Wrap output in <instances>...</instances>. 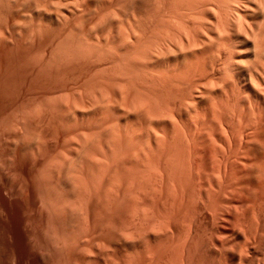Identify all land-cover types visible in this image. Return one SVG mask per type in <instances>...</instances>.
<instances>
[{
    "label": "rangeland",
    "instance_id": "1",
    "mask_svg": "<svg viewBox=\"0 0 264 264\" xmlns=\"http://www.w3.org/2000/svg\"><path fill=\"white\" fill-rule=\"evenodd\" d=\"M130 1L0 0V264H264V229L253 225L258 217L264 219V92L260 105L262 101L245 94L232 68L224 69V54L213 45L216 39L211 26L193 23L191 1ZM233 1L229 4L239 2ZM244 1L235 7L242 8ZM253 1L252 5L245 3L256 7L257 0ZM185 32H191L189 38L195 42L194 46L190 41L191 54ZM204 34L214 38L209 49ZM200 39L207 46L201 47ZM236 47L240 46L232 45L233 51ZM177 57L187 58L182 66L177 61L181 72L170 70ZM243 60L247 65L248 60ZM189 79H202L197 84L201 82L203 88L215 81V92L229 93L212 95L219 99L216 102L205 98L213 102L210 105L201 100L200 92L204 95L211 86L199 91L202 86L194 89L196 82ZM217 84L222 86L218 90ZM148 112L156 117H149ZM158 114H165L164 119ZM170 114L176 119H170ZM232 151L238 156H230ZM140 152H149V156Z\"/></svg>",
    "mask_w": 264,
    "mask_h": 264
},
{
    "label": "bare ground",
    "instance_id": "2",
    "mask_svg": "<svg viewBox=\"0 0 264 264\" xmlns=\"http://www.w3.org/2000/svg\"><path fill=\"white\" fill-rule=\"evenodd\" d=\"M134 0H131L130 1V4H132L131 2H133ZM142 1V0H141ZM145 1V0H144ZM144 1H143V3H144ZM189 1H191L192 2V4H189V5H192V9H190L191 10V13L194 15H192V17H193V21H195V22H193V23H197L198 25L200 24L201 25V22L203 23V22H207L206 24H208L207 26H211V28H212V31H213V33H215L214 34V38L216 39V42H215V40H214V43H216V44H213V36H209V35H206V34H204L203 36L205 37V41L204 42H206L207 41V45L203 42V41H201V39H200V43H202L201 44V47H202V45L204 44V45H206L207 46V48L209 49V43H211V44H213V45H215L216 47H217V50H218V52H220V50H222L221 52H223V54H224V67H225V65H226V67L228 66V68H224L226 71H230V67L232 68L231 69V71L233 72L232 74H235V77H236V79H238V83H240V85L242 86V88H243V91L245 92V94H248V95H251V96H253V97H255L258 101H262L263 100V92H264V0H257L256 2L257 3H255L254 4V6L256 5V7H249L248 5H252L251 4V0H250V4H248L246 1H244V2H241V4H240V7H242V8H238V6L237 7H235L236 5H238L239 3H240V1L241 0H238L239 2H236V3H238V4H229V2L231 1V0H189ZM233 1V0H232ZM232 1L230 2V3H232ZM234 1H236V0H234ZM233 1V3H235ZM135 2H136V0H135ZM138 3H140L139 1H137ZM147 2H150L149 0L147 1ZM186 2V1H185ZM248 4H246V3ZM252 2H254L253 0H252ZM128 3V2H127ZM156 3H157V1H156ZM47 4V3H46ZM50 4V3H49ZM129 5V4H128ZM134 5V4H133ZM132 5V6H133ZM141 5V4H140ZM143 5V4H142ZM151 5V4H150ZM159 5V4H158ZM184 5H186V4H184ZM234 5V6H233ZM137 6V5H136ZM146 6V5H145ZM149 6V5H148ZM156 6V5H155ZM183 6V5H182ZM140 7V6H139ZM150 7V6H149ZM158 7H160V6H158ZM191 7V6H190ZM154 8V7H153ZM152 8V9H153ZM188 8V7H187ZM159 9V8H158ZM180 9V8H179ZM178 9V10H179ZM183 9V8H182ZM250 9V10H249ZM135 10V9H134ZM139 11H140V9H138ZM141 10H142V7H141ZM149 10V9H148ZM187 10V9H186ZM185 10V11H186ZM136 11V10H135ZM147 11V10H146ZM188 11V10H187ZM221 11H223V13H221ZM137 12V11H136ZM158 12V11H157ZM135 13V12H134ZM141 13V12H140ZM143 13H146L145 12V10H144V12ZM181 13H184L183 11L181 12ZM188 13V12H187ZM190 13V12H189ZM136 14V13H135ZM134 14V15H135ZM139 14V13H138ZM147 14V13H146ZM137 15V14H136ZM135 15V16H136ZM141 15V14H140ZM184 15V14H183ZM190 15V14H189ZM189 15H187V16H189ZM47 16H48V14H47ZM153 16H154V14H153ZM186 16V15H185ZM184 16V17H185ZM186 16V17H187ZM58 17V16H57ZM141 17H143V16H141ZM152 17V16H151ZM178 17H180L179 15H178ZM56 18V17H55ZM137 18H138V16H137ZM59 19V18H58ZM58 19H56V21L58 20ZM139 19V18H138ZM145 19V18H144ZM169 19V18H168ZM171 19V18H170ZM183 19V18H182ZM190 19H191V16H190ZM200 19V21H196V20H199ZM51 20H52V18H51ZM137 20V19H136ZM135 20V21H136ZM179 20H181V19H179ZM185 20H189V19H186L185 18ZM202 20V21H201ZM203 20H205V21H203ZM251 21L249 24H247L248 22L247 21ZM42 21V20H41ZM46 21V20H45ZM140 21V20H139ZM144 21V20H143ZM172 21V20H171ZM183 21V20H182ZM190 21V20H189ZM188 21V22H189ZM138 22V21H137ZM142 22V21H141ZM185 22H187V21H185ZM198 22H200V23H198ZM179 23V22H178ZM191 23V22H190ZM189 23V24H190ZM175 24V23H174ZM183 24V23H182ZM203 24H205V23H203ZM147 24L145 23V26H146ZM177 25V24H176ZM181 25V24H180ZM179 25V26H180ZM193 25V27H194V24H192ZM197 25V26H198ZM144 26V25H143ZM178 26V25H177ZM184 26V25H183ZM189 26V25H188ZM196 26V25H195ZM196 26V27H197ZM205 26V25H204ZM147 27V26H146ZM199 27V26H198ZM144 27H142V29H143ZM202 28V27H201ZM208 28V30H210L209 29V27H207ZM141 29V28H140ZM181 29V28H180ZM185 29V28H184ZM190 29H191V25H190ZM189 29V30H190ZM196 29V28H195ZM204 29V28H203ZM139 30V29H138ZM144 30H145V28H144ZM188 30V29H187ZM188 30V31H189ZM200 30V29H199ZM198 30V31H199ZM143 31V30H142ZM192 31H193V29H192ZM211 31V30H210ZM210 31H208V32H210ZM212 31H211V33H212ZM125 32V31H124ZM137 32V31H136ZM136 32H133V33H136ZM139 32V31H138ZM141 32V31H140ZM177 32V31H176ZM182 32V31H181ZM180 32V33H181ZM197 31H195V32H193V33H196ZM200 32V31H199ZM202 32V31H201ZM207 32V31H206ZM128 33V32H127ZM143 33H145L144 31H143ZM142 33V34H143ZM183 33V32H182ZM182 33H181V37H183V35H182ZM187 32H185V38L184 39H186V41H187V43H189L188 45H190L188 48H189V52H190V54H191V50L190 49H192L193 48V44H194V46H195V42L193 43L190 39H192V38H189V35H192V34H189V33H191V32H189L188 34H186ZM204 33V32H203ZM210 33V34H211ZM125 34V33H124ZM137 34V33H136ZM135 34V35H136ZM140 34V33H139ZM199 34V33H198ZM126 35V34H125ZM130 34L128 33V36H129ZM133 35V34H132ZM132 35H130V36H132ZM195 35V34H194ZM200 35V34H199ZM119 36V35H118ZM124 36V35H123ZM141 35H139V36H137V37H140ZM176 36H178V35H176ZM197 36V35H196ZM202 36V37H203ZM133 37V36H132ZM135 37V36H134ZM143 38V37H142ZM176 38V37H175ZM179 39H180V36L178 37ZM177 38V39H178ZM213 38V39H212ZM117 39V38H116ZM129 39H130V37H129ZM135 39H137V38H135ZM183 39V40H184ZM199 39V38H198ZM113 40H115V38L113 39ZM140 40V39H139ZM171 40V39H170ZM169 40V41H170ZM181 40V39H180ZM182 40V41H183ZM128 41V40H127ZM168 41V42H169ZM179 40H177L176 42H178ZM185 41V42H186ZM190 41L193 43V44H191L190 43ZM193 41H196V40H194L193 39ZM233 41H234V43H233ZM131 42V41H130ZM133 42H135L136 43V40L135 41H133ZM138 42V41H137ZM175 42V43H176ZM180 42V41H179ZM226 42H228V43H226ZM132 43V42H131ZM199 43V44H200ZM230 43H232L231 45H230ZM236 43V46H237V44H238V46H240V47H236L235 48V50L233 51V49H232V45L233 44H235ZM129 43L127 42V45H128ZM133 44V43H132ZM143 44V43H142ZM170 44V47H171V43H169ZM186 43H183V45H185ZM198 44V43H197ZM210 44V45H211ZM165 45H166V43H165ZM179 45H180V43H179ZM181 45H182V43H181ZM122 46V45H121ZM121 46L119 47V46H117V48L119 47V48H121ZM177 47H178V45H176ZM192 46V48H190ZM199 46V45H198ZM197 46V47H198ZM212 46V45H211ZM231 46V47H230ZM235 46V45H234ZM127 47H129V46H127ZM144 47V46H143ZM153 47V46H152ZM157 47V46H156ZM182 47L183 46H181V48L180 47H178L179 49H181L182 50ZM186 47V49H188ZM123 48H125V46L123 47ZM131 48H132V46H131ZM158 48H159V46H158ZM174 48V47H173ZM185 47H183V49H184ZM195 48V47H194ZM200 48V47H199ZM199 48H197V49H199ZM205 47H203V49H204ZM116 49V48H115ZM166 49L167 48H165L164 50L166 51ZM170 49V48H169ZM176 49V48H175ZM186 49H185V51H186ZM117 50V49H116ZM150 50H151V48H150ZM156 50V49H155ZM162 50V49H161ZM194 50V49H193ZM205 50V49H204ZM216 50V51H217ZM119 51V50H118ZM120 51H121V49H120ZM124 51V50H123ZM144 51H146L145 49H144ZM163 51V50H162ZM164 51V52H165ZM208 51V50H207ZM207 51L205 52L204 51V53H206L205 54V56L207 55ZM157 52H159V51H157ZM170 52V51H169ZM188 51H186L185 53H187ZM148 53V52H147ZM154 53V52H153ZM160 53V52H159ZM166 53V52H165ZM172 53V52H171ZM174 53V52H173ZM172 53V55L169 53V57H170V55L171 56H173V55H176V54H173ZM175 53H177V52H175ZM179 53H180V51H179ZM155 54V53H154ZM156 54H158V53H156ZM155 54V55H156ZM162 54V53H161ZM167 54H168V52H167ZM181 55H183V58H184V56H186V54L184 55L183 53H180ZM180 54H178V55H180ZM200 54V53H199ZM218 54V53H217ZM222 54V55H223ZM234 54H235V56H234ZM145 55H146V52H145ZM154 55V56H155ZM180 55V56H181ZM195 55V54H194ZM215 55V54H214ZM233 55V56H232ZM147 56V55H146ZM146 56H142V58H144V57H146ZM152 56V55H151ZM157 56H159V54L157 55ZM156 56V57H157ZM162 56H163V54H162ZM165 56H167V55H165ZM164 56V57H165ZM180 56H178L179 58H180ZM190 56V55H189ZM199 56V55H198ZM169 57H165V59L166 58H169ZM175 58H176V56H174ZM173 57V58H174ZM177 57V58H178ZM182 57V56H181ZM155 58V57H154ZM159 58H161L160 56H159ZM163 58V57H162ZM172 58V59H173ZM178 58V59H179ZM191 58V57H190ZM206 59H207V57H205ZM147 59H150L149 58V55H148V58ZM164 59V58H163ZM176 60V59H174V60H176V62L174 61L173 63H174V65H173V67L171 68L170 67V70L171 69H173V68H175V70H177V69H179L180 70V72H181V69L179 68V62H180V60H181V64H180V66H182V62L184 61V63L185 62H187V58H185L183 61H182V59H179V60ZM205 59V60H206ZM221 59H223V58H221ZM243 59H247L248 61H246L247 62V65L246 64H242V63H244L243 61ZM145 60V59H144ZM154 60V59H153ZM157 61H158V58L156 59ZM159 60H162V59H159ZM188 60H189V58H188ZM229 60H231L232 62H231V64H233L234 63V65H233V67H232V65L230 64V61ZM151 61H152V59H151ZM156 61V62H157ZM167 61V60H166ZM169 61H171L170 59H169ZM177 61H178V64H177ZM149 62V61H148ZM154 61H152V62H150V63H153ZM160 62V61H159ZM162 62V61H161ZM200 62V61H199ZM203 62H205L204 61V59H203ZM207 62V61H206ZM213 62V61H212ZM229 62V64H227ZM245 62V63H246ZM145 64H147L146 62H144ZM163 63H164V60H163ZM162 63V64H163ZM184 63H183V65H184ZM223 63V62H222ZM159 64V63H158ZM161 64V63H160ZM167 64H168V62H167ZM170 64H171V62H170ZM169 64V65H170ZM176 64V65H175ZM187 64V63H186ZM195 64H197V63H195ZM194 64V65H195ZM206 64V63H205ZM153 65V64H152ZM152 65H150L151 67H153ZM190 65V64H189ZM193 65V64H192ZM215 65V64H214ZM223 65V64H222ZM229 65H231V66H229ZM159 66V65H158ZM185 66H187V65H185ZM191 66V65H190ZM197 66V65H196ZM169 67V66H168ZM207 67V66H206ZM218 67H220V66H218ZM166 68H167V65H166ZM183 68V67H182ZM203 68H204V66H203ZM221 68V67H220ZM156 69V68H155ZM159 69H160V67H159ZM158 69V70H159ZM219 69V68H218ZM168 70V69H167ZM174 70V69H173ZM183 70H185V69H183ZM201 70H203V69H201ZM205 70V69H204ZM203 70V71H204ZM224 70V71H225ZM150 71H152L151 69H150ZM228 71V72H229ZM155 72V71H154ZM158 72V71H157ZM160 72H165L164 70H162V71H160ZM170 72V71H169ZM172 72V71H171ZM174 72V71H173ZM209 72V71H208ZM213 72H214V69H213ZM216 72V71H215ZM217 72H218V70H217ZM222 72H223V68H222ZM177 73H179V72H177ZM185 73V72H184ZM192 73V72H191ZM165 74V73H164ZM164 74H163V76H164ZM167 75L166 76H168V71H167V73H166ZM172 74H174V73H172ZM209 74H211L210 72H209ZM198 75V74H197ZM201 75V74H200ZM213 73H212V77H213ZM221 75V74H220ZM180 76V75H179ZM205 76V75H204ZM204 76H202V79L204 78ZM215 76V75H214ZM229 76V75H228ZM234 76V75H233ZM171 77V76H170ZM178 77V76H177ZM186 78H187V76H185ZM195 77V76H194ZM198 77V76H197ZM200 77V76H199ZM172 78V77H171ZM180 79H182L181 77H179ZM191 78V77H190ZM215 78H217V77H215ZM214 78V79H215ZM176 79V78H175ZM202 79H200L199 81H201ZM219 79V78H218ZM227 79V78H226ZM231 79V78H230ZM174 80V79H173ZM178 80V79H177ZM190 80V79H189ZM189 80H187V81H189ZM197 80V79H196ZM232 80V79H231ZM182 81H183V79H182ZM190 81H192V82H196L195 80H190ZM199 81L197 80V82L199 83ZM209 81V80H208ZM225 81V80H224ZM180 82V81H179ZM197 82L193 85L195 88L194 89H199V87H201L202 85H201V82H200V84H197ZM215 82V81H214ZM214 82L212 83L211 82V88H212V90H210V88H208L209 87V85L206 87V86H204V88H203V86L199 89V91L203 88V90L205 89V88H208L210 91V93L209 92H206L205 93V91H204V95H203V91H201L199 94L200 95H202L200 98H201V100L203 101V102H205V101H207L205 98H208V101L209 100H212V101H215V100H219L218 98H213L212 97V95H216V96H219V93H225L226 92V90L224 91V92H221V91H217V92H215L216 90H213V87L215 86L214 85ZM232 82H234V81H232ZM231 82V83H232ZM181 83V82H180ZM185 83V82H184ZM183 83V84H184ZM204 83V82H203ZM216 83V82H215ZM230 83V84H231ZM189 84H190V82H189ZM196 84L198 85V88L196 87ZM228 84V83H227ZM187 85V84H186ZM186 85H185V87H186ZM190 85H192V84H190ZM220 85H222V83L220 84ZM220 85H218L217 84V90H218V86H220ZM234 85V84H233ZM213 86V87H212ZM225 86V85H224ZM236 86V85H235ZM216 87V86H215ZM215 87H214V89H215ZM220 87H222V86H220ZM226 87V86H225ZM238 87V86H237ZM236 87V88H237ZM184 88V87H183ZM189 88V87H188ZM191 88H193L192 86H191ZM227 88H228V86H227ZM229 88H230V86H229ZM231 88H233V87H231ZM230 88V89H231ZM229 89V90H230ZM185 90H186V88H185ZM191 90V89H190ZM190 90H189V92H190ZM206 90V89H205ZM220 90V89H219ZM228 90V89H227ZM240 90V89H239ZM242 90V89H241ZM188 91V90H187ZM196 91V90H195ZM198 91V92H199ZM206 91H208V90H206ZM242 92V91H241ZM240 92V93H241ZM183 93H185L184 91H183ZM194 93V92H193ZM196 93H197V91H196ZM214 93H217V94H214ZM227 93H229V91L227 92ZM227 93H225V94H227ZM232 93V92H231ZM192 94V93H191ZM190 94V95H191ZM199 94H197V96H200ZM233 94V93H232ZM236 94V93H235ZM188 95V94H187ZM195 95V94H194ZM206 95V97H204ZM228 95V94H227ZM238 95H239V93H238ZM238 95H236V97L238 96ZM243 95V94H242ZM197 96H194L195 97V99H196V97ZM215 96V97H216ZM225 96V95H224ZM231 96V95H230ZM240 96V95H239ZM245 96V95H244ZM263 96V97H262ZM186 97H188V96H186ZM192 96H190V98H191ZM193 97V98H194ZM220 97H221V95H220ZM242 97V96H241ZM185 98V97H184ZM239 99H241L240 97H238ZM243 98V97H242ZM245 98L247 99V97L245 96ZM221 99V98H220ZM230 99V98H229ZM235 99V98H234ZM252 99V98H251ZM183 100V99H182ZM185 100H186V98H185ZM185 100H184V102H185ZM226 100V99H225ZM233 100V99H232ZM238 100V99H237ZM244 100V99H243ZM250 99L248 98V101H249ZM143 101V100H142ZM191 101V100H190ZM198 101V100H197ZM208 101H207V103H208ZM224 101V100H223ZM238 101H240V100H238ZM238 101H237V103H238ZM242 101V100H241ZM264 101V100H263ZM263 101L261 102V104L260 105H262V103H263ZM143 102H149V101H143ZM180 102V101H179ZM183 102V101H182ZM181 102V103H182ZM183 102V103H184ZM194 102V101H193ZM201 102V101H200ZM202 102V103H203ZM216 102V101H215ZM219 102H221V103H223L222 101H219ZM229 102V101H228ZM233 102V101H232ZM244 102V101H243ZM250 102V101H249ZM253 102V101H252ZM142 103V102H141ZM183 103L180 105V106H182L183 105ZM185 103H188L187 101L185 102ZM191 103L192 102H190V104H189V106L191 105ZM198 103V102H197ZM196 103V104H197ZM206 103V102H205ZM204 103V104H205ZM210 103V105H211V103H213V102H209ZM208 103V104H209ZM231 103V102H230ZM245 103H246V101H245ZM142 104H144V103H142ZM180 104V103H179ZM195 104V105H196ZM203 104V105H204ZM248 104V103H247ZM140 105V104H139ZM178 105V104H177ZM214 105H216V106H213V107H216L217 108V105L218 104H214ZM220 105V104H219ZM226 105H228V104H226ZM229 105H231V104H229ZM228 105V106H229ZM250 105V104H249ZM252 105V104H251ZM254 105V104H253ZM259 105V104H258ZM263 105H264V103H263ZM142 106V105H141ZM143 106H145V105H143ZM179 106V107H180ZM183 106H185V105H183ZM186 106H187V104H186ZM192 106V105H191ZM193 106H194V104H193ZM199 106V105H198ZM209 106V105H208ZM227 106V107H228ZM242 106H243V103H242ZM256 106H257V104H256ZM147 107H149V105L147 106ZM173 107H174V105H173ZM172 107V108H173ZM210 107V106H209ZM221 107H222V105H221ZM232 107V106H231ZM235 107H237V105L235 106ZM245 107H247V106H245ZM260 107V106H259ZM137 108V107H136ZM136 108H134V109H136ZM142 108V107H141ZM151 108V107H150ZM178 108V107H177ZM186 108V107H185ZM184 108V110H186ZM190 108H192V107H190ZM190 108H189V110H190ZM197 108V107H196ZM195 108V109H196ZM203 108V107H202ZM205 108H207V107H205ZM216 108H215V110H216ZM220 108V107H219ZM219 108H217L218 110H219ZM224 108L226 109V107L224 106ZM238 108H239V104H238ZM250 108H252V107H250ZM254 108H255V106H254ZM139 109V108H138ZM143 109H144V107H143ZM154 109V108H153ZM153 109H150L151 111L153 110ZM174 109V108H173ZM179 109V108H178ZM177 109V110H178ZM183 109V108H182ZM194 108L192 109V110H194L195 112H196V110H195ZM210 109V108H209ZM214 109V108H213ZM223 109V108H222ZM221 109V110H222ZM224 109V110H225ZM228 109V108H227ZM229 109H231L232 110V108H229ZM241 109V108H240ZM247 109V108H246ZM245 109V110H246ZM257 109V108H256ZM259 109V108H258ZM137 110V109H136ZM140 110V109H139ZM138 110V111H139ZM147 110V109H146ZM149 110V109H148ZM147 110V111H148ZM171 111H172V109H170ZM201 110H204V109H201ZM207 110V109H206ZM206 110H204V111H206ZM215 110H214V112H215ZM231 110H230V112H231ZM242 110V109H241ZM244 110V109H243ZM254 110V109H253ZM260 110V109H259ZM142 111V110H141ZM180 111H181V109H180ZM179 111V112H180ZM199 111H200V109H199ZM210 111H211V109H210ZM226 111V110H225ZM234 111V110H233ZM239 111V110H238ZM153 112H154V110H153ZM152 112V113H153ZM177 111L175 110V113H176ZM178 112V113H179ZM192 112V111H191ZM198 112V111H197ZM196 112V113H197ZM218 112V111H217ZM237 112V111H236ZM243 112V111H242ZM254 112V111H253ZM263 112V111H262ZM137 113V112H136ZM140 113V112H139ZM145 113V115H146V112H143V114ZM178 113H176V114H178ZM185 113L187 114V112L185 111ZM207 113V112H206ZM213 113V112H212ZM219 113H220V111H219ZM219 113H213L214 115L215 114H217V115H219ZM227 113V112H226ZM229 113V112H228ZM238 113V112H237ZM250 113V112H249ZM249 113H246L247 115L249 114ZM148 114H149V112H148ZM176 114L174 115V117H176ZM181 114V113H180ZM201 114V113H200ZM199 114V115H200ZM208 115H210V113H207ZM231 114V113H230ZM244 115H245V113H243ZM250 114H252V113H250ZM257 114H259V112L257 113ZM256 114V115H257ZM140 115V114H139ZM141 115H142V113H141ZM158 115H160V114H158ZM162 115H165V114H162ZM162 115H160L161 117H162ZM167 115H168V113H167ZM182 115V114H181ZM193 115H195V114H193ZM199 115H198V117H199ZM228 115V114H227ZM226 115V116H227ZM253 115V114H252ZM263 115V114H262ZM261 115V116H262ZM151 116V118H155L156 117V115L154 114V116L151 114H149V117ZM169 116V115H168ZM170 116H171V114H170ZM179 116V115H178ZM183 116V115H182ZM181 116V117H182ZM196 116V115H195ZM201 116V115H200ZM210 116H212V114L210 115ZM224 117H225V115H223ZM222 116V117H223ZM233 116V115H232ZM235 116H236V114H235ZM259 116V115H258ZM257 116V117H258ZM142 118H143V116H141ZM146 117H148V116H146ZM164 117V116H163ZM162 117V118H163ZM166 118H168L169 119V117H167V116H165ZM173 116H171V118L170 119H176V118H172ZM185 117V116H184ZM191 117H192V115H191ZM190 117V118H191ZM202 117V116H201ZM209 117V116H208ZM217 117V116H216ZM219 117V116H218ZM221 117V116H220ZM231 117V116H230ZM246 117V116H245ZM249 117V116H248ZM254 117H256L255 115H254ZM256 117V118H257ZM141 118V119H142ZM151 118H150V120H151ZM158 118V117H157ZM189 118V117H188ZM204 118V117H203ZM212 119H213V117H211ZM227 118H229V117H227ZM236 118V117H235ZM240 118V117H239ZM243 118H244V116H243ZM251 118H252V116H251ZM250 118V119H251ZM264 118V117H263ZM144 119H147V118H145L144 117ZM144 119H142V120H144ZM149 119V118H148ZM159 119V118H158ZM158 119H157V121H158ZM164 119V118H163ZM179 119V118H178ZM182 119H184V118H182ZM187 119V118H186ZM193 119V118H192ZM195 119V118H194ZM198 119V118H197ZM210 119V118H209ZM216 119V118H215ZM221 119V118H220ZM223 119V118H222ZM250 119H248V121L250 120ZM260 119V118H259ZM259 119H255V121L256 120H259ZM153 120V119H152ZM151 120V121H152ZM160 121H161V119H159ZM166 120V119H165ZM203 120V119H202ZM208 120V119H207ZM263 120V119H262ZM125 121H126V119H125ZM125 121H124V123H125ZM145 121V120H144ZM148 122H149V120H147ZM147 121H146V123H147ZM154 121V120H153ZM153 121H152V125H153ZM175 121V120H174ZM187 121V120H186ZM192 121H194V120H192ZM198 121H200V120H198ZM204 121V120H203ZM209 121V120H208ZM215 120H213V122H214ZM225 121V120H224ZM233 121H234V116H233ZM235 121H237V120H235ZM239 121V120H238ZM244 121V120H243ZM247 121V122H248ZM253 121V120H252ZM127 122V121H126ZM162 122V121H161ZM167 121H165L164 122V124L166 123ZM170 124H172V122L173 121H171L170 120ZM181 122V121H180ZM184 122V121H183ZM190 122H191V120H190ZM207 122V121H206ZM211 122V121H210ZM223 122V121H222ZM221 122V123H222ZM226 122V121H225ZM227 122H228V120H227ZM230 122V121H229ZM246 122V123H247ZM251 121H249V123H250ZM256 122H258V121H256ZM260 122V121H259ZM263 122V121H262ZM178 123V122H177ZM188 123V122H187ZM193 123V122H192ZM197 123V122H196ZM204 123V122H203ZM208 123V122H207ZM231 123V122H230ZM233 123V122H232ZM241 123H243V126H244V122H241ZM261 123V122H260ZM149 124H150V122H149ZM148 124V125H149ZM162 124V123H161ZM163 124V125H164ZM169 124V125H170ZM176 124V123H175ZM190 124V123H189ZM195 124V123H194ZM198 124H199V122H198ZM201 124V123H200ZM225 124V123H224ZM234 124V123H233ZM232 124V125H233ZM239 124H240V122H239ZM238 124V125H239ZM262 124V123H261ZM167 125H168V123H167ZM176 125H178V124H176ZM176 125L174 126V127H176ZM197 125V124H196ZM226 125V124H225ZM235 125H237V123L235 124ZM250 125H252V124H250ZM255 125V124H254ZM263 125H264V122H263ZM171 127H172V125H170ZM199 126V125H198ZM224 126V125H223ZM234 126V125H233ZM240 126V125H239ZM242 126V125H241ZM242 126V127H243ZM258 126V125H257ZM151 127V126H150ZM173 127V128H174ZM227 127H231V125H229V126H227ZM234 127H236V126H234ZM245 127H247L246 125H245ZM251 127V126H250ZM263 127V126H262ZM148 128H149V126H148ZM222 128V127H221ZM233 128V127H232ZM259 128H261V127H259ZM152 129H153V126H152ZM177 129V128H176ZM238 129H239V127H238ZM251 129V128H250ZM224 131H225V129H223ZM228 130H230V129H228ZM243 130V129H242ZM242 130H240V131H242ZM248 130V129H247ZM256 130H257V128H256ZM261 130V129H260ZM154 131V130H153ZM160 131V130H159ZM158 131V132H159ZM173 131H176V130H174L173 129ZM227 131V130H226ZM225 131V132H226ZM233 131V130H232ZM239 131V130H238ZM240 131H239V133H240ZM248 131H250V130H248ZM253 131H255V130H253ZM263 131V130H262ZM155 132H156V130H155ZM172 132V131H171ZM177 132V131H176ZM187 132H188V129H187ZM192 132V131H191ZM237 132V131H236ZM258 132V131H257ZM260 132V131H259ZM258 132V133H259ZM152 133L153 132H151V135H150V137L152 136ZM228 133H229V131H228ZM238 133V132H237ZM243 133V132H242ZM251 133V132H250ZM257 133V134H258ZM156 134V133H155ZM171 134H173V132L171 133ZM189 134V133H188ZM223 134V133H222ZM221 134V135H222ZM234 134V133H233ZM246 134V133H245ZM252 134V133H251ZM250 134V135H251ZM153 135H154V133H153ZM163 135V134H162ZM174 135H175V133H174ZM187 135V134H186ZM192 135V137H193V134H191ZM232 135V134H231ZM241 134H239V136H240ZM244 135V134H243ZM247 135V134H246ZM249 135V134H248ZM247 135V136H248ZM254 135H256V134H254ZM254 135H253V138H254ZM263 135H264V133H263ZM156 136V135H155ZM157 136H158V134H157ZM164 136V135H163ZM165 136H167V135H165ZM176 136V135H175ZM189 136H190V134H189ZM195 136H197V135H194V138H195ZM228 136V135H227ZM245 136V135H244ZM252 136V135H251ZM250 136V137H251ZM160 137H162V136H160V134H159V138ZM177 137V136H176ZM181 137V136H180ZM199 137V136H198ZM236 137V136H235ZM241 137V136H240ZM249 137V136H248ZM154 138V137H153ZM157 139L158 140V142H159V140H161V139ZM167 138V137H166ZM171 138V137H170ZM169 138V139H170ZM188 138H190V137H188ZM222 138V137H221ZM226 138V137H225ZM245 138V137H244ZM252 138V140L254 141V139ZM162 141H164L165 142V139L162 137ZM177 139H178V137H177ZM210 139H212V138H210ZM224 139V138H223ZM230 139V138H229ZM229 139H227L228 140V142H231V141H229ZM239 139V138H238ZM237 139V140H238ZM243 139V138H242ZM242 139H240V141H243ZM246 139H248L247 137H246ZM153 140V139H152ZM151 140V141H152ZM157 140H155V142H157ZM166 140H168V139H166ZM175 140H176V138H175ZM180 140V139H179ZM227 140H226V142H227ZM236 142H237V140L236 139H234ZM161 141V142H162ZM172 141V140H171ZM189 141H191L190 139H189ZM193 141V140H192ZM191 141V142H192ZM194 141H195V139H194ZM198 141V140H197ZM197 141H195V142H197ZM212 141V140H211ZM245 141V142H244ZM243 142L244 143H248V140L246 141V140H244ZM249 141H250V139H249ZM154 142V141H153ZM155 142H154V144H155ZM167 142V141H166ZM172 142H174V141H172ZM190 142V143H191ZM222 142V141H221ZM224 142V141H223ZM234 142V141H233ZM170 142H168V144H169ZM213 144H214V141L212 142ZM235 143V142H234ZM239 143V142H238ZM254 143V142H253ZM259 143V142H258ZM263 143V145H264V142H262ZM159 144V143H158ZM158 144H157V149H158ZM175 145H173V147L174 146H176V143H174ZM191 144H193V143H191ZM216 144V143H215ZM223 144V143H222ZM232 144V143H231ZM256 144V143H255ZM153 145V144H152ZM160 146H161V143L159 144ZM179 145V144H178ZM181 145V144H180ZM227 145V144H226ZM230 145V144H229ZM228 145V146H229ZM236 145V144H235ZM239 145H242L241 143H239ZM247 145V144H246ZM258 145V144H257ZM260 145V144H259ZM262 145V144H261ZM159 146V147H160ZM163 146V145H162ZM161 146V147H162ZM171 146V145H170ZM217 146H219L220 147V145H218L217 144ZM234 146V145H233ZM232 146V147H233ZM148 147V146H147ZM150 147V146H149ZM176 147H178V146H176ZM192 147H194V149L196 150V147H195V145L194 146H192ZM221 147H223V146H221ZM238 147V146H237ZM243 147H244V145H243ZM248 147H250V146H248ZM164 148V147H163ZM175 148V147H174ZM179 148H184V147H179ZM214 148L215 147H213V149H212V147H211V149L212 150H214ZM217 148V147H216ZM235 148V147H234ZM240 148V147H239ZM242 148V147H241ZM142 149H145V148H142ZM161 149L162 148H160V151H161ZM170 149H172V148H170ZM178 149V148H177ZM186 149H187V147H186ZM193 149V148H192ZM191 149V150H192ZM198 149V148H197ZM218 149V148H217ZM222 148H220V150H221ZM228 149H230V148H228ZM237 148H235V150H236ZM250 149V148H249ZM253 148H251V150H252ZM264 149V148H263ZM151 150H152V148H151ZM150 150V151H151ZM155 151H156V148L154 149ZM153 150V151H154ZM173 150V149H172ZM175 150V149H174ZM182 150H184V149H182ZM219 150V149H218ZM234 150V149H233ZM243 150V149H242ZM241 150V152H242V154H243V151ZM144 151V150H143ZM142 151V152H143ZM146 151H148V150H146ZM149 151V152H150ZM150 152V153H154V152ZM181 151V150H180ZM223 151H225V150H223ZM230 151V150H229ZM248 151V150H247ZM145 152V151H144ZM149 152L148 153H145V154H148V156H149ZM159 152V151H158ZM215 152V151H214ZM221 152H222V150H221ZM220 152V153H221ZM228 152V151H227ZM238 152V151H237ZM252 152V151H251ZM256 152V151H255ZM141 153V152H140ZM157 153V152H156ZM156 153H154V154H156ZM171 153V152H170ZM187 153V152H186ZM197 153H198V151H197ZM216 153H218V151H216ZM220 153H218V154H220ZM224 153V152H223ZM222 153V154H223ZM233 153V151L231 152V153H229L230 154V156H231V154ZM240 153V152H239ZM247 153V152H246ZM260 153V152H259ZM263 153V152H262ZM142 154V153H141ZM140 154V155H141ZM144 153L142 154V155H145ZM153 154V155H154ZM173 154V153H172ZM182 154V153H181ZM191 154H193V152L191 153ZM195 154H196V152H195ZM200 154V153H199ZM221 154V155H222ZM225 154V153H224ZM235 156L237 155V154H235V152L233 153ZM245 154V153H244ZM251 154H253V153H251ZM251 154H249V155H251ZM264 154V153H263ZM233 155V156H234ZM146 156V155H145ZM150 156H152L151 154H150ZM169 156H171V155H169ZM173 156V155H172ZM171 156V157H172ZM184 156V155H183ZM188 156V155H187ZM229 156V155H228ZM228 156H225V158L226 157H228ZM232 156V157H233ZM238 156V155H237ZM236 156V157H237ZM243 156H245V155H243ZM248 156V155H247ZM253 156V155H252ZM256 156H257V154H256ZM264 156V155H263ZM139 157V156H138ZM153 157V156H152ZM151 157V158H152ZM192 157H194V155L192 156ZM220 157V156H219ZM223 157V156H222ZM258 158H259V156H257ZM154 158V157H153ZM185 158H186V155H185ZM184 158V159H185ZM196 158V157H195ZM199 159H200V157H198ZM229 158H231V157H229ZM240 158V157H239ZM245 158V157H244ZM246 158H248V157H246ZM246 158H245V160H246ZM260 158H261V156H260ZM264 158V157H263ZM145 159V158H144ZM146 159H148V162H149V158L147 157ZM169 159H170V157H169ZM243 159V158H242ZM151 160V159H150ZM173 160V159H172ZM186 160V159H185ZM184 160V161H185ZM196 160V159H195ZM194 160V161H195ZM220 160H222V159H220ZM228 159H226V161H227ZM230 160V159H229ZM231 160H233L232 158H231ZM259 160H262V159H259ZM184 161H183V163H184ZM193 161V160H192ZM191 161V162H192ZM225 161V162H226ZM236 161V160H235ZM234 161V162H235ZM250 161H251V159H250ZM147 162V161H146ZM188 162V161H187ZM197 162V161H196ZM221 162V161H220ZM224 162V163H225ZM238 162V161H237ZM261 162V161H260ZM183 163H182V165H183ZM194 163V162H193ZM228 163V162H227ZM229 163H230V161H229ZM238 163H240V162H238ZM238 163H236V165L238 164ZM241 163H243V162H241ZM192 164V163H191ZM216 164H219V163H217L216 162ZM215 164V165H216ZM233 163L231 162V164L230 165H232ZM235 164V163H234ZM186 165H187V163H186ZM185 165V166H186ZM193 165V164H192ZM219 165H221V163L219 164ZM225 165V164H224ZM229 165V164H228ZM244 165V167H245V164H243ZM179 166V165H178ZM184 166V165H183ZM194 166H197V164L195 165L194 164ZM189 167H190V165H189ZM188 167V168H189ZM211 167V166H210ZM219 167V166H218ZM218 167H217V169L216 170H218ZM188 168H184V170L183 171H185V169H187L188 170ZM196 168V167H195ZM224 168H225V166H224ZM228 168H229V166H228ZM239 168V167H238ZM240 168H241V166H240ZM243 168V167H242ZM190 169V168H189ZM194 169V168H193ZM211 169V168H210ZM213 169H215V168H213ZM221 169V168H220ZM232 169V168H231ZM179 170H181V169H179ZM186 170V171H187ZM225 170V169H224ZM230 170V169H229ZM236 170V169H235ZM235 170H233V171H235ZM240 170V169H239ZM190 171H191V169H190ZM210 171V170H209ZM212 171V170H211ZM238 171V170H237ZM241 171V170H240ZM240 171H238V172H240ZM193 172V171H192ZM213 172V171H212ZM166 173V172H165ZM195 173V172H194ZM215 173H217V171L215 172ZM215 173H211V174H215ZM219 173V172H218ZM228 173V172H227ZM229 173H230V171H229ZM232 173V172H231ZM230 173V174H231ZM184 174V173H183ZM183 174H181V175H183ZM190 174V173H189ZM236 174V173H235ZM219 175V174H218ZM221 175V174H220ZM224 175H225V172H224ZM223 175V176H224ZM238 175V174H237ZM185 176H187V175H185ZM190 176H191V174H190ZM189 176V177H190ZM192 176H194V174L192 175ZM230 176V175H229ZM232 176V175H231ZM236 176V175H235ZM183 177H184V175H183ZM188 177V178H189ZM211 178V177H210ZM212 178H213V176H212ZM215 178V177H214ZM213 178V179H214ZM217 178V177H216ZM226 178V177H225ZM184 179H185V177H184ZM196 179V178H195ZM219 179V178H218ZM222 179V178H221ZM227 179H228V177H227ZM191 180H193V179H191ZM210 181V180H209ZM208 181V182H209ZM211 181H213V180H211ZM210 181V182H211ZM221 180L219 179V182H220ZM187 182V181H186ZM190 182V181H189ZM214 182H216V180L214 181ZM218 182V181H217ZM229 183L228 184H230V181H228ZM212 183H210V185H211ZM220 184H221V182H220ZM207 185H208V183H207ZM209 185V186H210ZM219 185V184H218ZM208 186H206V188H207ZM216 187V186H215ZM220 188V187H219ZM255 188V187H254ZM254 188H252V189H254ZM258 188V187H257ZM213 189V188H212ZM216 189V188H215ZM214 189V190H215ZM218 189V188H217ZM208 190H210L209 188H208ZM208 192V191H207ZM213 191H211V193H212ZM215 192V191H214ZM218 192V190L216 191V193ZM264 192V191H263ZM263 192H261V194L263 193ZM209 193H210V191H209ZM208 193V194H209ZM210 193V194H211ZM258 193V192H257ZM259 193H260V191H259ZM207 194V193H206ZM205 194V195H206ZM212 195H214V194H212ZM261 196H263V194L261 195ZM208 197H209V195H208ZM260 197V196H259ZM261 198V197H260ZM263 204H264V201H263ZM263 204H262V206H263ZM259 208V207H258ZM261 208V207H260ZM255 209V208H254ZM256 210V209H255ZM260 210V209H259ZM249 211H250V209H249ZM248 211V212H249ZM258 211V210H257ZM262 212H263V210H261ZM251 212H252V210H251ZM255 212V211H254ZM247 213V212H246ZM259 213V212H258ZM249 214V213H248ZM255 214V213H254ZM247 215V214H246ZM249 215H251V214H249ZM258 215V214H257ZM245 216V215H244ZM145 217V216H144ZM246 217V216H245ZM248 217V216H247ZM254 217V216H253ZM256 218H257V216H255ZM251 218V217H250ZM245 220V219H244ZM243 220V221H244ZM248 220V219H247ZM252 220H254V219H252ZM239 221V220H238ZM237 221V222H238ZM251 221V220H250ZM236 222V223H237ZM246 222V221H245ZM243 223V222H242ZM229 224H230V222H229ZM232 224V223H231ZM240 224V223H239ZM238 225V224H237ZM241 225V224H240ZM253 225H255L256 227H260V229L262 230V228L264 229V219L262 220V218H260V217H258L256 220H254V224ZM248 227H250V226H248ZM221 228V227H220ZM251 228V227H250ZM222 229H224V228H222ZM256 229V228H255ZM255 229H253V230H255ZM248 230V229H247ZM189 231V230H188ZM224 231V230H223ZM256 231V230H255ZM257 231H258V229H257ZM260 231V230H259ZM258 231V232H259ZM263 231V230H262ZM247 232V231H246ZM250 232H252L253 233V231H250ZM190 233V232H189ZM236 233V232H235ZM235 233H234V235H235ZM245 233V232H244ZM243 233V234H244ZM261 233H263V232H261ZM255 234H257L256 232H255ZM245 235V234H244ZM247 235V234H246ZM252 236H254V233H253V235ZM252 236H250L251 238H252ZM220 237V236H219ZM236 237H238V236H236ZM250 237H248V238H250ZM261 237V236H260ZM183 239H185V238H183ZM219 239V238H218ZM243 239H245V238H243ZM239 240V239H238ZM246 240V239H245ZM248 240V239H247ZM246 240V241H247ZM262 240H263V238H262ZM252 241V240H251ZM183 242H184V240H183ZM248 242H250V241H248ZM259 242V241H258ZM260 242H261V240H260ZM235 243V242H234ZM218 244V243H217ZM239 244V243H238ZM248 244V243H247ZM262 244H264V243H262ZM227 245V244H226ZM235 245V244H234ZM250 245V244H249ZM182 246H184V245H182ZM235 246H237V244L235 245ZM246 246V245H245ZM248 247V246H247ZM246 247V248H247ZM260 247V246H259ZM264 247V246H263ZM227 248V247H226ZM235 248V247H234ZM240 248V247H239ZM239 248H238V251H239ZM261 248V247H260ZM228 249V248H227ZM263 249V248H262ZM180 251H181V248L179 249ZM223 251H224V249H222ZM226 250V249H225ZM185 251H186V249H185ZM230 252H236V251H231V250H229ZM246 251V250H245ZM179 252V251H178ZM184 252V251H183ZM182 252V253H183ZM218 252V251H217ZM222 251H220V253H221ZM225 252V251H224ZM226 252H228V251H226ZM181 253V254H182ZM239 253V252H238ZM237 253V254H238ZM241 253V252H240ZM244 253H246V252H244ZM178 254H180V253H178ZM223 254V253H222ZM225 254V253H224ZM233 254V253H232ZM247 255V254H246ZM246 255H244L245 257H246ZM257 255V254H256ZM226 256V255H225ZM181 257H182V255H181ZM257 257V256H256ZM179 258H180V256H179ZM242 258H243V256H242ZM241 258V259H242ZM255 258V257H254ZM221 259V258H220ZM235 259V258H234ZM238 259H240V258H238ZM237 259V260H238ZM181 260V259H180ZM227 260V259H226ZM229 260V259H228ZM231 260V259H230ZM232 260H233V258H232ZM243 260H245V259H243ZM252 260V259H251ZM240 261H242V260H240ZM239 261V262H240ZM230 264V263H229ZM232 264V263H231ZM237 264V263H236ZM249 264V263H248ZM250 264H251V262H250Z\"/></svg>",
    "mask_w": 264,
    "mask_h": 264
}]
</instances>
